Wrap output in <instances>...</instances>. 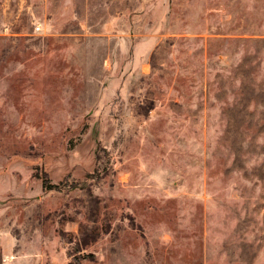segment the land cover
<instances>
[{
  "label": "rangeland",
  "instance_id": "obj_1",
  "mask_svg": "<svg viewBox=\"0 0 264 264\" xmlns=\"http://www.w3.org/2000/svg\"><path fill=\"white\" fill-rule=\"evenodd\" d=\"M0 264H264V0H0Z\"/></svg>",
  "mask_w": 264,
  "mask_h": 264
},
{
  "label": "trees",
  "instance_id": "obj_2",
  "mask_svg": "<svg viewBox=\"0 0 264 264\" xmlns=\"http://www.w3.org/2000/svg\"><path fill=\"white\" fill-rule=\"evenodd\" d=\"M102 158L100 156H98V161H101ZM96 176L98 177L97 179L100 178V172L95 171L94 173H92L90 175L91 178H95ZM78 187V184L75 183L74 181H70V179L67 177L66 179L62 180L59 183H52L49 179V177L47 176V174L44 175L43 177V188L45 191L47 192H57V193H66L69 191H72L74 189H76ZM132 223V226L135 229L141 230L142 227L137 224L135 222V220L133 219L132 216L129 217ZM96 238L94 236L89 235H84V237L81 239V241L79 242V244H81V246H87L89 244V242H91L92 240H95Z\"/></svg>",
  "mask_w": 264,
  "mask_h": 264
},
{
  "label": "built area",
  "instance_id": "obj_3",
  "mask_svg": "<svg viewBox=\"0 0 264 264\" xmlns=\"http://www.w3.org/2000/svg\"><path fill=\"white\" fill-rule=\"evenodd\" d=\"M38 30V29H37Z\"/></svg>",
  "mask_w": 264,
  "mask_h": 264
}]
</instances>
